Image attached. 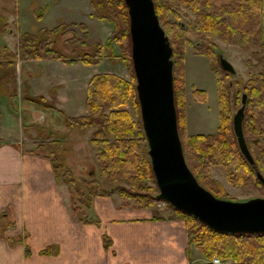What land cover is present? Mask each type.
I'll return each mask as SVG.
<instances>
[{
	"label": "trees",
	"instance_id": "obj_1",
	"mask_svg": "<svg viewBox=\"0 0 264 264\" xmlns=\"http://www.w3.org/2000/svg\"><path fill=\"white\" fill-rule=\"evenodd\" d=\"M153 0L159 23L168 38L172 49L173 92L176 121L182 151L198 183L217 198H226L221 186L211 179L210 169L222 167L226 177L234 185L256 189L264 195V42L262 0ZM92 15L98 19L111 21L115 29L105 43L106 48L115 44L124 62L131 69L132 81L112 73H98L90 79L85 100V113L77 117H67V127L92 128L90 147L98 163L99 175L111 182L123 183L117 186L120 195L133 199L136 208H151L159 200L153 190H157L147 153V143L142 130L141 120L132 119L127 110L129 103L139 113V104L135 90L133 69L130 60V36L128 30L127 7L123 0H89ZM179 7L190 11L194 19L191 27L181 21ZM121 24V25H120ZM74 25V24H70ZM83 29L82 37L74 36L66 43L87 44L84 24L76 25ZM8 24L4 23L0 34H4ZM67 24H58L50 29H41L38 33H23L19 36L15 51L7 47L0 50V91L3 83L12 77V62L19 55L24 60L57 59L63 63L84 65L98 63L102 45L97 44L90 55L76 54L74 58L64 56L55 47L58 39L67 33ZM9 30V28L7 29ZM6 30V31H7ZM192 31L199 40L197 53L205 55L214 72L219 126L212 134L188 135L180 126V113L184 107V73L183 57L185 48L191 45L187 33ZM214 36L219 40L230 42L239 38L241 45L250 44L258 47L257 63L260 72L243 81L239 79L232 90L233 74L224 71L219 65V56L210 42ZM111 55H114L111 51ZM249 63V62H248ZM4 93V91H2ZM203 94V91H195ZM245 96L242 131L248 150L254 160V169L241 154L232 129L233 110L241 105ZM32 103L43 111H56L43 96L38 99L27 97L23 102ZM61 113V111H57ZM182 123V122H181ZM182 125V124H181ZM47 148L43 143L38 148ZM46 154L57 180L72 187L68 189L71 208L76 212L80 202L87 208L96 196L107 197L108 194L95 181L81 185L71 176L70 170L57 163V156L49 151ZM45 155V154H43ZM52 155V156H51ZM260 174L262 181L258 178ZM148 182H152L150 186ZM83 188V189H82ZM102 188V189H101ZM74 191L75 195L74 196ZM75 198V199H74ZM174 209V208H173ZM185 220L188 243L197 247L208 259L213 256L231 259L234 264H264V233L228 234L210 229L192 216L174 209ZM154 218L156 217L153 214ZM105 246L109 239L104 237Z\"/></svg>",
	"mask_w": 264,
	"mask_h": 264
},
{
	"label": "crops",
	"instance_id": "obj_2",
	"mask_svg": "<svg viewBox=\"0 0 264 264\" xmlns=\"http://www.w3.org/2000/svg\"><path fill=\"white\" fill-rule=\"evenodd\" d=\"M262 20L264 41V0ZM9 22L20 28L19 18L13 16ZM23 33L27 32L19 30L12 46L2 34L0 50L15 51ZM28 62L43 64L45 75L57 80L44 91L40 79L33 76L28 80L32 95L45 97L55 89V101L69 117L84 114L85 101L82 107L71 106L69 82L58 80L61 70L80 62L67 64L51 58ZM83 70V79L75 83L87 90L97 73ZM14 95L0 92V264H205L201 251L188 243L179 218H154L153 209L116 206L103 196H96L83 211L73 212L69 191L56 179L47 155L26 145L36 142L27 135L28 116L23 118V102ZM33 109L35 117L45 113ZM104 237L109 239L108 246Z\"/></svg>",
	"mask_w": 264,
	"mask_h": 264
},
{
	"label": "rangeland",
	"instance_id": "obj_3",
	"mask_svg": "<svg viewBox=\"0 0 264 264\" xmlns=\"http://www.w3.org/2000/svg\"><path fill=\"white\" fill-rule=\"evenodd\" d=\"M86 1L90 6L89 0H15V3L14 0H0V29L3 24L6 23V20L13 19V16L20 20V28L16 27L18 25L12 24V20H10L11 22H9L10 24L7 29L10 28L11 31L5 30L4 34L10 46L16 43L19 30L36 34L41 29H50L62 23L67 24V33L58 39L55 47L64 56L68 58H74L77 56L76 54H88L91 56L95 51L96 45H102L103 48L98 63L88 67L78 63L77 66L61 70L62 77H58V80L67 79L69 82L67 86L71 92L68 94V97L71 98L69 101L70 105H77L80 107H82L83 102L86 100V90L84 86L77 87L78 85L76 86L75 81L84 77L82 75V69L87 73L91 71L97 74L112 73L127 81H132L131 69L124 62L125 60L120 55L116 45L112 44L111 49L105 46L107 39L115 29V24L111 21L95 18L92 15L93 9L91 6L88 8ZM222 2V0H215V3L218 5L222 4ZM87 8L91 10L90 14L87 12ZM178 10L180 11L181 21L191 27L194 19L193 14L182 7H179ZM81 23L85 25L87 34L86 46L80 47L78 43L76 45L66 43L67 40L74 36L73 34L77 37H82L84 33L83 29L76 26ZM187 36L191 40V45L185 48L183 57L184 107L180 113L181 120L179 128L182 126L184 132L188 135L212 134L216 132L219 126L214 72L208 58L203 54L197 53V46L200 43L199 40L192 31L188 32ZM1 37L2 35L0 34V44H3ZM209 40L213 44L214 51L227 59L234 68L231 93H234L236 90V85L234 83L239 79L245 81L260 72V67L257 63V56L259 54L258 47L250 44L243 46L239 43L238 37H234L230 42L219 40L214 36H211ZM111 51L114 55L110 54ZM11 68L13 70V75L3 83L0 92L4 91V93L10 94L13 92L17 102H23L27 97L38 99V96H42L31 94L28 80L33 76L40 79V86L44 91L48 85L57 81L56 79H49L50 75H45L46 67L43 64L28 62V60H24L19 55H17L16 59L12 62ZM132 74L134 77L133 72ZM196 90L203 91V94L196 93ZM54 94L55 89L49 91V93L46 92V98H44L48 104L53 105V107L57 109L55 112L61 111V113H54V111L48 110L45 111V113H39L35 117V114H33L30 109L38 106L25 101L23 102V109L21 110L23 118L25 117L26 119L28 116L27 123L29 128L27 129V135H32L30 138L35 140V145L37 143V145L43 143L47 148L43 147V149H39L37 146L33 145L34 142L31 143L28 141L26 145L28 144V147L32 148L31 150L37 151L40 154H50L49 151H51L57 156V163L66 166L70 170L72 178L76 180L77 183L84 185L86 182L90 181L97 182L108 194L107 197L111 200V204L116 206L136 207V203L133 199L120 195L116 190L117 186L123 185V183L111 182L99 175L98 163L94 159L90 147L93 129L67 127L66 118L68 115L61 105L55 101ZM35 109L42 112V109ZM237 109H234L232 113L234 114ZM127 110L131 114L132 119H140V112H136V109L131 103L128 104ZM30 113H32L33 116ZM210 177L221 186L226 194L225 199L244 201L254 197H264V195L256 189H250L245 186L231 183L226 177L222 167H211ZM59 180L62 181L63 178L61 177ZM62 184L65 185L67 189L73 190L71 186L68 188L69 185L65 183ZM148 184L153 186L152 182H148ZM153 193L157 194L158 191L154 189ZM74 196L76 197L75 191ZM76 206L79 207L78 210L83 211L85 209V207L81 206L80 202L79 204L77 203ZM149 209H153L152 212L156 217H176L185 223L183 217L177 213L173 207L162 200L154 202ZM204 261H206L205 264L209 263L208 259L205 257Z\"/></svg>",
	"mask_w": 264,
	"mask_h": 264
},
{
	"label": "water",
	"instance_id": "obj_4",
	"mask_svg": "<svg viewBox=\"0 0 264 264\" xmlns=\"http://www.w3.org/2000/svg\"><path fill=\"white\" fill-rule=\"evenodd\" d=\"M127 7L130 58L135 78L142 130L157 187V198L192 216L214 231L264 233V197L235 201L215 197L202 187L185 161L177 130L173 92L172 49L155 12L153 0H123ZM221 69L231 74V63L219 56ZM245 96L232 115L238 148L254 169L242 120ZM262 181L261 176L257 173Z\"/></svg>",
	"mask_w": 264,
	"mask_h": 264
},
{
	"label": "built area",
	"instance_id": "obj_5",
	"mask_svg": "<svg viewBox=\"0 0 264 264\" xmlns=\"http://www.w3.org/2000/svg\"><path fill=\"white\" fill-rule=\"evenodd\" d=\"M210 264H234V261L230 260V263H229L227 259L222 260L219 257L214 256L210 260Z\"/></svg>",
	"mask_w": 264,
	"mask_h": 264
}]
</instances>
